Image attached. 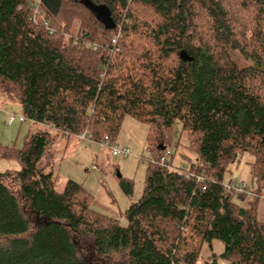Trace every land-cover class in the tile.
<instances>
[{
	"label": "trees",
	"instance_id": "1",
	"mask_svg": "<svg viewBox=\"0 0 264 264\" xmlns=\"http://www.w3.org/2000/svg\"><path fill=\"white\" fill-rule=\"evenodd\" d=\"M0 94L35 125L0 143L20 167L0 171V264H196L214 240L228 264H264V0H0ZM126 116L150 157L122 227L51 170L59 139L114 142ZM176 121L189 164L162 166ZM243 154L248 193L227 192Z\"/></svg>",
	"mask_w": 264,
	"mask_h": 264
},
{
	"label": "rangeland",
	"instance_id": "2",
	"mask_svg": "<svg viewBox=\"0 0 264 264\" xmlns=\"http://www.w3.org/2000/svg\"><path fill=\"white\" fill-rule=\"evenodd\" d=\"M240 66L248 65L237 53H231ZM21 116L17 103L7 101L0 94V143L20 149L29 132H33V124L25 120L23 123L15 122L8 125L7 115ZM148 128L130 116L123 118L114 143L119 148H127L130 155L126 158L113 156L110 151L100 143L71 138L70 140H58L57 149L52 164V176L56 182V190L61 191L67 180H73L90 194L91 209L119 222V225H127L125 211L138 201L143 187L147 168V159L150 154L146 150V137ZM179 142V144H178ZM186 144V136L181 132L180 123L173 125L172 140L169 151L173 155L167 157V164L179 167L189 163L182 159L181 152L185 156L191 155L182 145ZM194 160V159H193ZM253 161L249 154H243L239 161L231 165L230 172L225 176L224 182L245 180L248 185V163ZM193 162V161H191ZM94 166V168H93ZM20 167L16 161L0 160V171H16ZM129 181L132 184V194L127 195L121 188V181ZM249 195L247 196V200ZM261 201H264V183L260 193ZM223 251V245L214 240L209 247L204 244L198 261L202 264H211L216 260L217 264H228L218 256Z\"/></svg>",
	"mask_w": 264,
	"mask_h": 264
},
{
	"label": "built area",
	"instance_id": "3",
	"mask_svg": "<svg viewBox=\"0 0 264 264\" xmlns=\"http://www.w3.org/2000/svg\"><path fill=\"white\" fill-rule=\"evenodd\" d=\"M113 44H115V42L113 41ZM92 49H94L95 47L91 46ZM25 117L24 116H16L14 114H8L7 115V119L6 122L8 125H12L15 122L18 123H23L25 121ZM80 139L82 140H86V137L84 135L80 136ZM104 148H106L108 151H110V153L113 156H121V157H128L130 155L129 151L127 148H119L116 146V144L114 142H111L107 137L104 138V140L102 141V143H100ZM170 155V151L169 149H167L164 153V155L160 158L159 160V164L162 166H167V157ZM94 168V166H93ZM184 175L186 177H188L189 175L185 172H183ZM225 188L227 189V192H237V193H248V184L245 180H239V181H231L229 184L225 185ZM249 195V194H248ZM196 264H202V262L197 261Z\"/></svg>",
	"mask_w": 264,
	"mask_h": 264
},
{
	"label": "crops",
	"instance_id": "4",
	"mask_svg": "<svg viewBox=\"0 0 264 264\" xmlns=\"http://www.w3.org/2000/svg\"><path fill=\"white\" fill-rule=\"evenodd\" d=\"M35 126V125H33ZM247 175L249 177V168L247 167ZM258 216L261 221H264V201H260L258 206Z\"/></svg>",
	"mask_w": 264,
	"mask_h": 264
},
{
	"label": "water",
	"instance_id": "5",
	"mask_svg": "<svg viewBox=\"0 0 264 264\" xmlns=\"http://www.w3.org/2000/svg\"><path fill=\"white\" fill-rule=\"evenodd\" d=\"M179 57L182 61H191L192 60V58H190L184 51L180 52ZM161 149L163 150L164 148L162 147Z\"/></svg>",
	"mask_w": 264,
	"mask_h": 264
}]
</instances>
